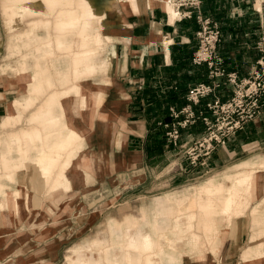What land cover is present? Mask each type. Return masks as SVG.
<instances>
[{
  "label": "crops",
  "instance_id": "1",
  "mask_svg": "<svg viewBox=\"0 0 264 264\" xmlns=\"http://www.w3.org/2000/svg\"><path fill=\"white\" fill-rule=\"evenodd\" d=\"M78 1L0 0V174L21 167L19 138L23 145L28 143L30 155H35L39 143L33 130L45 137L66 132L67 125L84 138L85 149L80 156L89 159V168L70 170L80 174L73 179L74 188L96 189V153L106 164L105 177L114 180L127 177L133 181L150 173L163 175L172 167L181 169V143L202 136L196 126L203 121L198 119L182 129L179 145L168 143L164 125L175 121L172 109L180 111L188 105L186 96L191 87L210 83L207 66L193 62L199 43V13L220 26L218 52L224 59L226 73L235 74L238 81L244 82L256 74L264 79V52L258 47L263 34L264 0H184L179 9L175 6L180 11L175 19H171L165 7L166 2L177 4L178 0H136L137 10L130 0H90L95 16L87 28L82 26L83 10L78 8ZM96 11L101 20L96 18ZM188 12L191 18H181ZM69 16L82 23L66 27L59 22L61 17ZM38 21L42 24L36 25ZM97 33L102 34L101 46L96 45ZM86 36L90 41H85ZM85 50H91L87 58L83 56ZM96 63H105V69L96 73ZM88 64L95 67L94 73L86 74ZM220 82L214 95L202 99L195 110L202 109L212 117L206 108L209 102L215 97L221 102L233 97L235 86L227 78ZM77 88H82L79 96L75 94ZM98 94L102 97L100 103L96 100ZM251 127L250 130L246 126L237 135L245 143L252 141V148H244L245 143L240 148L235 145L218 158L208 160L211 170L221 166L219 161L225 164L236 156L237 162L243 160L241 165L236 162L211 176V180L220 183L221 178L245 171L256 157L264 156V99ZM251 156L255 157L247 159ZM179 174L182 172L173 176ZM24 180L11 186L28 191V201L19 199V205L24 207L21 213L12 214L9 208L0 211V239L6 232H40L36 229L37 220L44 227L45 222L52 220L42 212L46 205L45 187L34 180L35 188H30L22 183ZM89 180L91 183L86 184ZM193 188L155 196L152 213L142 208L140 217H128L115 232L97 236L96 261L92 263L215 264L211 256H217L222 247L225 255L216 264H255L248 254L264 250L251 244L253 231L248 216L237 220L236 229H228L216 250L203 232H195L204 241L198 248L190 245V232H185L182 239L177 232H154L153 215L160 201L174 206V215L163 218L174 220L180 203L179 199L173 201L171 195ZM263 198L264 191L254 197L252 204ZM69 201V197L60 200L57 209L76 205L72 215L77 219L84 216L83 212L76 213L83 210V205L96 202L84 198ZM135 220L148 223L141 232H127L134 230L124 226ZM46 229L50 232L48 228L44 232ZM4 249L18 250L14 246H0V252ZM45 260V264H51Z\"/></svg>",
  "mask_w": 264,
  "mask_h": 264
},
{
  "label": "rangeland",
  "instance_id": "2",
  "mask_svg": "<svg viewBox=\"0 0 264 264\" xmlns=\"http://www.w3.org/2000/svg\"><path fill=\"white\" fill-rule=\"evenodd\" d=\"M101 100L102 99L98 100L97 102L100 103ZM207 111H209L212 115V117L209 116L212 119L211 124L206 125L203 122V124H198L196 126V131L203 132V135L192 141L187 142V140H184L181 143L182 146L180 148L182 150L181 154L183 156V159L180 162L181 169L177 170L175 167H172V169H169L168 172L166 171L163 175L150 173L147 175V177L142 176L136 178L133 181H128L127 177L114 180V178L110 179L109 177H105L103 170L104 168H106V164L102 161L100 168L96 166V189L89 187L80 189L74 188L72 186L73 180H71L66 184L67 187L64 186L55 193L50 194L48 193V186L52 184V181L46 182V199L44 200L46 202V205L42 212L50 216L49 218H51L52 220L45 222V227L44 225H42L41 220H37L36 229L37 231L41 229L40 232H6L7 234L0 239V246H14L17 247L18 250H2V252H0V261L6 262V264H11L12 262H14L15 264H45V258H47L48 261L51 262V264H64L66 262L67 264H72L75 260H80L81 262H84L86 260H90L92 262L96 261V237L103 234L107 235V232H115V228L111 230L109 220L112 219L117 221L118 223L123 224L126 222V219L128 217H140L142 208H145L150 214L153 211L152 201L155 196L162 195L168 191L182 190L186 187L191 186L198 189L200 186L205 185L207 181L214 179L211 178V176H214L217 173H221V171H225L226 169L234 165L238 161L236 160L237 156L230 161H226L225 164H222L219 161L218 164L221 166L218 169L214 170H211V166L208 160L213 157L218 158V156L223 154L226 149L230 150L235 145H238V148H240L241 144L245 142L242 141L237 134L240 131H243L246 126H250L251 130L252 122L257 116L255 118L247 119V121H244L242 128L230 133L226 138V143L224 145H222V143L218 144L216 149L210 156L200 157L196 164H192L187 158L188 156L186 154V151L191 148H196L195 152L203 153V147L200 146L199 141H201V139L206 134L209 133L212 135L218 132L227 131L231 126H234V121L232 119L235 117V115L231 113V110H225L224 112L218 110L216 113L211 110ZM180 119L183 120L184 118L180 117ZM186 127H182L180 129V135L177 140V145L180 144L179 140L182 135L181 130ZM164 128L167 129V137L169 128L165 126ZM77 143L82 145L83 140H78ZM253 145L254 144L252 143V141H250L244 144V148H252ZM216 152H218L219 154L215 155ZM65 154L66 153H64L62 156L63 159L64 157H66ZM255 156H251L247 159ZM179 157L180 156H178V158ZM203 161H205V164L201 165V162ZM241 161L237 162L238 166L241 165L239 164L241 163ZM248 167L250 168L246 169L245 171L264 172V156L261 155L259 157H256ZM179 172H182V174L176 175L175 177L173 176L174 174ZM240 172L243 171H239L237 173ZM222 181H226L223 183H225V193H227L229 188H231L232 186V184L230 183L231 181L227 178V176L219 180V182ZM86 182V184L91 183L90 180ZM215 182H217V180H215ZM80 184L85 185V183ZM263 191L264 188L260 193H262ZM54 197H57L58 199H53ZM66 197L70 198L69 202H72V200H78L80 198H84L85 201L95 200L96 202L83 205V210L79 209L76 213L80 215L83 212L84 216L77 219L75 215H72V213L76 211V205H63L60 206L59 209H57V202ZM21 198L24 199V196H22ZM222 198L223 197H221V199ZM186 199H190V202H192L194 198L192 196H189ZM253 199L254 197L249 199L246 211L242 215H235L233 221L234 226L229 228L236 229L237 220H240L244 217L246 218L248 216L250 219V227L253 231L251 244L254 243L264 246V198L255 204H252ZM217 207L219 208L220 205H218ZM23 208L24 207L20 206L18 213H21L23 211ZM9 209L10 213L15 214V211H13L12 208ZM253 209H256L259 212L254 214L252 213ZM192 211H196V207L186 209L185 214L183 213L181 215L183 223L187 222V213ZM195 213H198V211ZM171 215L174 214L172 213ZM20 216L22 215L20 214ZM178 216L179 214H175V216L173 217L177 218ZM135 221L139 222L138 230H140L141 228L143 229L145 222L141 220ZM196 224L197 220L192 231L203 232L202 230L199 231L196 228ZM217 224L219 228L227 227V223H225V221L223 220H218ZM124 227L132 228L131 225ZM169 227L171 228L167 229V232H172V229L174 227H172V225H170ZM44 228H48L50 232H46L47 229L44 232ZM187 232H189V230ZM261 249L264 250V247ZM56 250L59 251V253L56 252L57 255L52 252ZM220 250L221 251L217 256H211L212 258H214L216 263H219L220 259H222L225 255L222 252V247ZM247 250L249 252V247L247 248ZM248 252L245 253V260L247 258ZM248 258L253 259L256 262L255 264H262L264 262L260 257H250L249 254Z\"/></svg>",
  "mask_w": 264,
  "mask_h": 264
},
{
  "label": "bare ground",
  "instance_id": "3",
  "mask_svg": "<svg viewBox=\"0 0 264 264\" xmlns=\"http://www.w3.org/2000/svg\"><path fill=\"white\" fill-rule=\"evenodd\" d=\"M130 2L135 10H137L136 0H130ZM174 5L175 4L172 2H169L168 4L166 2L165 8L170 13L171 19L179 17ZM77 6L83 10V23L79 18L69 16L61 17L62 20H59V22H61L62 25L71 27L82 23V26L87 28L90 20L94 19L95 16V11L92 7L91 1L79 0L77 2ZM96 18H101L98 16L97 11ZM38 24H42V22H36V25ZM56 26L60 27L58 24H56ZM85 41H90L88 36L85 37ZM96 45H102V34H96ZM90 55L91 50L84 51L83 56H85V58ZM105 67V63H96V73L102 72ZM85 69L86 74H92L95 71V67L92 64H88ZM81 90L82 88L75 89L76 96L81 95ZM100 99H102L101 94H98L96 100L98 101ZM82 101L85 103V95L82 96ZM33 137L39 143L36 147L37 149L35 155H30L28 143L23 145L22 140L19 138V148L22 152L21 167H16L15 172L10 171L0 174V211L12 208L13 211L18 212L20 209L19 199L24 196V198L28 201V191L25 189L22 191L21 189L13 188L11 186L21 182L20 179L22 178H25L24 181L27 182L22 181V183L27 184L30 188L35 187L34 180L41 183L44 187H46V182L52 181V184L48 186V193L53 194L60 188L66 186V184L73 180L77 175H80L72 173L70 170L89 168V159L87 157L80 156L82 149H85L83 148V143L82 145L77 143L78 140L81 141L84 138H82L77 130L71 128L70 126L67 125L66 132L64 133L59 132L45 137H43L38 130H33ZM64 153H66V157L63 159L62 156ZM102 161V156L99 153H96V165L98 168L101 167ZM10 169L12 170V168ZM85 175H87V173ZM227 178L232 184L227 193H225L224 183H217L215 180H210L198 189L195 187L192 190H186L179 194H172L171 198H174L173 201L176 202L179 199L180 203L177 207L179 216L173 221L169 220L170 218H167L166 220L163 218L172 216L171 214L174 211V206H166L167 204H165L164 201H160V204L157 206L153 215L154 220L152 222V227L154 232H167V229L171 228L169 226L172 225V227H174L172 232L179 233L181 235L179 238L182 239L183 234L189 230L190 245H194V247L198 248L200 245H204V241L200 234L192 231L197 220L196 228L199 231H203L204 236L212 245L213 250H216L219 241L225 240V234L227 233L228 228L234 226L233 221L235 215H242L246 211L249 199L259 195L264 188V172L262 171H243L227 176ZM189 196L194 198L192 202H190V199H186ZM221 197L223 198L221 199ZM187 201H189L188 205L184 204ZM218 205H220V209L217 207ZM191 207H196V211L187 213V222L183 223L181 215L183 213L185 214V210ZM197 211L198 213H195ZM257 212L259 211L256 209L252 210V213L254 214ZM218 220L225 221V223H227V227L219 228L217 224ZM145 223H148V221L146 220ZM109 224L111 230L122 226L121 223L118 224L112 219L109 220ZM130 225L134 231L127 232H141V230H138V221H134L133 224L131 223ZM258 246L260 249L264 247L262 245ZM249 255L250 257L255 258L260 257L261 260L264 261V252L262 251L256 252L253 255L250 253ZM72 264L93 263L90 260H86L84 262L75 260Z\"/></svg>",
  "mask_w": 264,
  "mask_h": 264
},
{
  "label": "built area",
  "instance_id": "4",
  "mask_svg": "<svg viewBox=\"0 0 264 264\" xmlns=\"http://www.w3.org/2000/svg\"><path fill=\"white\" fill-rule=\"evenodd\" d=\"M184 0H178L177 4L174 3L177 9L183 6ZM180 16V11L177 12ZM191 18V12L181 15V18ZM197 21L200 24V28L197 32L198 48L194 54L193 62L197 65L205 64L208 68V78L210 83H201L191 87L188 90L186 99L188 105L180 111L171 110V117L175 120L172 124H165L164 126L169 128L167 137L168 143L176 145L180 135V129L186 127L189 124L194 123L196 120L201 119L206 125L211 124L212 119L205 115L204 110H195L202 99L214 95V92L221 86L220 79H225L235 86V92L232 98L226 102H221L218 97H215L213 102H209L206 105L207 110L229 111L235 115L232 119L234 126H231L227 131L218 132L215 134H206L199 144L203 147V153L195 152V149H189L186 151L187 158L192 164H196L200 157H207L212 154L217 145L226 143V138L230 133L242 128L244 121L247 119L255 118L259 115L262 100L264 99V79L260 75L256 74L251 80L244 82L238 81L235 74H227L224 69V59L218 52V45L221 40V29L215 20L210 17H205L202 14L197 15ZM262 24V38L258 43L260 51L264 52V17L261 19ZM246 114V115H244ZM184 115V119L180 117ZM216 120V119H215ZM205 164V161L201 162V165Z\"/></svg>",
  "mask_w": 264,
  "mask_h": 264
}]
</instances>
